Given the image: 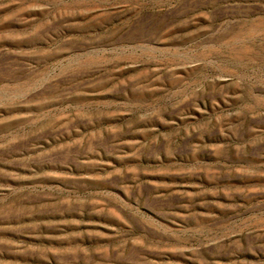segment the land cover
Returning <instances> with one entry per match:
<instances>
[{
  "label": "rangeland",
  "instance_id": "obj_1",
  "mask_svg": "<svg viewBox=\"0 0 264 264\" xmlns=\"http://www.w3.org/2000/svg\"><path fill=\"white\" fill-rule=\"evenodd\" d=\"M0 264H264V0H0Z\"/></svg>",
  "mask_w": 264,
  "mask_h": 264
}]
</instances>
